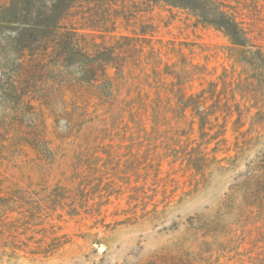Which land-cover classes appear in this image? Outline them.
<instances>
[{"label":"rangeland","instance_id":"374dc122","mask_svg":"<svg viewBox=\"0 0 264 264\" xmlns=\"http://www.w3.org/2000/svg\"><path fill=\"white\" fill-rule=\"evenodd\" d=\"M140 9L101 10L144 45L109 70L108 102L63 63L33 86L0 83V264H264V190L253 212L232 195L250 167L264 170V94L247 80L255 54L188 9ZM245 20L264 52V12ZM9 28L1 54L19 49ZM172 81L188 95L216 82V93L198 115Z\"/></svg>","mask_w":264,"mask_h":264},{"label":"trees","instance_id":"16d2710c","mask_svg":"<svg viewBox=\"0 0 264 264\" xmlns=\"http://www.w3.org/2000/svg\"><path fill=\"white\" fill-rule=\"evenodd\" d=\"M119 2L126 0H0V24L14 25V28L9 30L17 34L8 45L10 47L17 44L19 48L17 52L11 50L6 54L0 53V59L6 60L0 68V83L6 82L10 85L9 90L14 92L16 89L14 83L22 86L23 82H26L33 86L31 84L33 81L36 85L43 77L45 67L53 69L54 66L62 65L63 69L69 71V66H75L78 73H84L81 82L94 86L103 100L108 102L113 91V76L109 70L114 69L116 73L122 71L125 63L128 60L130 62L135 60V56L144 48L136 36L117 33L115 26L107 24L108 19L102 16L103 7H114ZM131 2L138 6L140 11V7L158 3L188 9L201 24L213 26L224 32L234 47L246 54H255L250 60L246 59L254 68V72L247 80L252 85L254 83L259 85L260 92L264 94V52L251 38L245 20V11L255 15L264 12V0H131ZM5 18L6 20H3ZM29 34L33 36L30 37ZM107 38L110 40L107 41ZM19 51L22 56L27 54L28 59L25 60L22 56L17 59L16 57L21 55ZM153 72L159 70L155 68ZM72 73L70 71V74ZM174 75L179 79L177 73ZM209 84L210 87L203 88L200 93L188 95L180 81H172L174 87L168 90L174 93L185 109L190 108L195 114L202 115L207 109L204 99L207 100L216 93V88L214 89L216 82ZM5 85L0 89L4 91ZM176 85L178 86L175 88ZM202 97L203 99H200ZM190 100L196 101L193 104ZM141 102L147 103L144 98ZM200 127L202 129V125ZM205 155V153L200 155L202 161L208 159ZM250 168L246 178L232 190V195L240 196L238 200L240 212H253L258 203L256 201L258 194L264 190V170L257 166ZM0 201L5 202L6 198L0 196Z\"/></svg>","mask_w":264,"mask_h":264},{"label":"water","instance_id":"95a60500","mask_svg":"<svg viewBox=\"0 0 264 264\" xmlns=\"http://www.w3.org/2000/svg\"><path fill=\"white\" fill-rule=\"evenodd\" d=\"M101 248H103V247H101Z\"/></svg>","mask_w":264,"mask_h":264}]
</instances>
